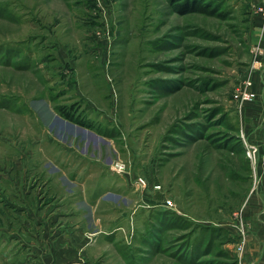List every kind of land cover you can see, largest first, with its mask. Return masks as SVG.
I'll return each instance as SVG.
<instances>
[{
	"label": "rangeland",
	"instance_id": "rangeland-1",
	"mask_svg": "<svg viewBox=\"0 0 264 264\" xmlns=\"http://www.w3.org/2000/svg\"><path fill=\"white\" fill-rule=\"evenodd\" d=\"M179 1L0 0V264H190L210 240L199 264H264L261 128L234 98L252 2ZM85 175L115 185L94 213Z\"/></svg>",
	"mask_w": 264,
	"mask_h": 264
},
{
	"label": "crops",
	"instance_id": "crops-1",
	"mask_svg": "<svg viewBox=\"0 0 264 264\" xmlns=\"http://www.w3.org/2000/svg\"><path fill=\"white\" fill-rule=\"evenodd\" d=\"M246 35L250 50L247 75H250L251 77L250 76L249 77L252 78L253 81L252 91L255 93V98L254 100L248 101L241 105L236 102L239 111L238 113L240 116L239 125L241 127L239 129H241L240 131L242 132V134L245 135L244 129L246 128L247 131L246 130L245 131L248 137L250 138L251 134L255 129L261 128V154H262L264 152V134H263L264 133V17L262 15L251 12L250 24L248 26ZM249 142L253 143L251 141ZM251 147H253V145ZM258 174L260 176L261 175L264 176V170L262 169V166L261 168L260 167L258 168ZM89 177L90 175H85V177L81 181H79L78 178L75 180H70V179L69 180L72 185L78 183L79 184L84 183L83 187L87 186V190L84 193V200L86 199V197L87 199L91 200V202L89 201L87 202L85 201V202L90 207V209H92L94 213L96 208L98 207V204L100 203L101 200L100 195L102 194V192L105 191V189L112 190V188H115V185L114 187H110L109 185H107L108 187H106V182L102 180L101 183L97 182L95 188H91L88 183ZM260 186L261 188H264V182H262V185ZM73 189L74 188H72V190ZM63 204H65V202ZM58 206L59 203L54 204V208L56 209L55 211L60 212L61 210L59 209L61 208H58ZM39 211L40 210H38V212ZM51 216L52 215H50V217ZM60 222L61 220L59 221V223ZM94 231L96 232L98 230L96 229ZM112 236L113 235H111L109 238H113ZM257 238H261V241L264 242V234L257 235ZM255 254L257 255L256 260H258L259 258L258 256H261V258L263 257L262 259H264V250H261V248Z\"/></svg>",
	"mask_w": 264,
	"mask_h": 264
},
{
	"label": "trees",
	"instance_id": "trees-1",
	"mask_svg": "<svg viewBox=\"0 0 264 264\" xmlns=\"http://www.w3.org/2000/svg\"><path fill=\"white\" fill-rule=\"evenodd\" d=\"M178 1V0H176ZM211 3V2H210ZM210 3L205 2V0H186L182 1L180 0L179 3L177 4V11H179L181 14L187 13V12H198V13H214L218 14L214 9H211ZM171 82H167V86L170 85ZM171 88V87H170ZM60 114L66 118L67 120H70L72 122H75L83 127L87 128H93L94 126L90 122H86L82 120L80 117H75L74 112L72 109L66 110L64 107H59ZM197 122L195 123H186L185 128L182 129L177 126L178 130V135L182 136L184 135L185 140L182 142L184 143L185 141H193L196 140V138H203L205 137L204 133L201 132V125H196ZM208 137V136H207ZM177 140V139H176ZM179 142V141H178ZM159 218V217H158ZM166 220H170L167 217L159 218V223H165ZM164 221V222H163ZM161 223V224H162ZM159 231L160 228H157ZM215 230V229H213ZM158 231H156L155 237L158 239L159 243L161 242L160 237H158ZM214 233H212L213 236ZM146 244H148L151 247H158L159 243L153 242V233H151L150 230V235L147 234L146 236ZM213 245V242L210 240L207 243L206 248H201L200 244L198 242H194L191 244H186L182 246V248L178 249L177 253V258L180 259H185V261H188L190 264H199L200 260L199 257L201 255H205L209 253V247Z\"/></svg>",
	"mask_w": 264,
	"mask_h": 264
},
{
	"label": "built area",
	"instance_id": "built-area-1",
	"mask_svg": "<svg viewBox=\"0 0 264 264\" xmlns=\"http://www.w3.org/2000/svg\"><path fill=\"white\" fill-rule=\"evenodd\" d=\"M252 2V13H257L260 14L264 17V0H251ZM253 87V81L249 77L248 79L245 80L243 86L241 88L237 89L234 98L242 104L245 101H250L255 97V93L252 91ZM116 169L122 170L123 165L118 163L116 165ZM168 203H171L168 201Z\"/></svg>",
	"mask_w": 264,
	"mask_h": 264
},
{
	"label": "water",
	"instance_id": "water-1",
	"mask_svg": "<svg viewBox=\"0 0 264 264\" xmlns=\"http://www.w3.org/2000/svg\"><path fill=\"white\" fill-rule=\"evenodd\" d=\"M81 130H83V131H86V129L85 128H83V127H79Z\"/></svg>",
	"mask_w": 264,
	"mask_h": 264
}]
</instances>
